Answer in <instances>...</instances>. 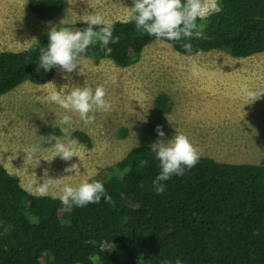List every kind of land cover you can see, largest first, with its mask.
<instances>
[{"label":"trees","instance_id":"1","mask_svg":"<svg viewBox=\"0 0 264 264\" xmlns=\"http://www.w3.org/2000/svg\"><path fill=\"white\" fill-rule=\"evenodd\" d=\"M28 6L38 19L50 21L61 15L63 0H29ZM217 6L219 11L197 20L206 39L164 40L186 56L217 50L244 59L264 53V0H217ZM112 24L120 40L108 45L111 54L106 56L97 43L85 56L127 68L157 40L138 32L134 22ZM64 27L76 31L87 24ZM48 42L44 34L28 49L0 53V96L25 82L45 85L55 77L58 66L37 71L40 49ZM184 43L192 45L190 53ZM155 108L168 114L172 101L160 94ZM155 129L149 125L142 138L150 141ZM73 138L91 145L83 132ZM150 146L133 147L89 181L103 183L113 203L102 198L70 213L58 198L26 191L0 160V264H175L177 259L182 264H264V165L201 156L183 176L161 181L164 191L157 193L153 181L161 169Z\"/></svg>","mask_w":264,"mask_h":264},{"label":"rangeland","instance_id":"2","mask_svg":"<svg viewBox=\"0 0 264 264\" xmlns=\"http://www.w3.org/2000/svg\"><path fill=\"white\" fill-rule=\"evenodd\" d=\"M28 3L0 0V53L28 49L51 27L83 22L84 14L99 13L112 23L128 21L134 6L133 0H63L61 15L42 21L29 10ZM208 3L217 6V0ZM85 82L93 89L97 85L105 87L112 110L96 112L91 125H84L69 113L72 124L63 126L68 129L67 135L73 138L74 133L83 132L91 145L79 143L78 156L65 161L54 157L52 149L54 137L65 138L61 126L54 125L65 110L51 102L49 95L55 90L67 94ZM240 83L264 90V53L244 59L217 50L186 56L160 39L144 49L138 63L127 68L85 56L71 73L60 69L45 85L25 82L0 96V160L33 195H38L36 180L42 184L45 179H61L60 187L90 181L133 147L152 145L158 139L167 142L176 132L185 134L203 157L264 165V95L251 103L239 92ZM160 94L172 101L168 114L156 111L155 101ZM149 125H160L165 137L150 135V141H145L142 133ZM123 129L126 136L122 135ZM32 147H39L38 163L27 159L26 152ZM72 163L79 166V172L64 171ZM52 191H59L55 181L48 195L52 196Z\"/></svg>","mask_w":264,"mask_h":264},{"label":"clouds","instance_id":"3","mask_svg":"<svg viewBox=\"0 0 264 264\" xmlns=\"http://www.w3.org/2000/svg\"><path fill=\"white\" fill-rule=\"evenodd\" d=\"M134 6L130 8L128 22H134L136 30L143 31L157 40L166 39L169 41H180L182 38L191 40L192 38H207L204 35V25L198 24L197 20H204L212 11H219L215 4L210 5L208 0H133ZM87 27L73 31L69 28L51 27L48 36L47 48L40 49L39 64L37 71L43 68L46 72L58 66L64 72L71 73L85 60L86 50L99 43L101 51L105 55H110L113 49L110 43H119L120 37L113 36V24L107 21L102 14L88 13L81 17ZM62 23V22H61ZM182 47L186 52L192 51L190 43H184ZM240 92L251 103L260 99L264 95V90L257 91L249 88L247 83H243ZM106 89L103 85H97L93 89L85 82L83 87H73L67 94L65 91H53L49 95V100L59 105L65 110V114L59 116L54 125H59L61 132L65 133V138L61 140L54 137L55 144L52 149L55 156H59L65 161H71L74 156H78L79 141L67 135L68 129L64 125L72 124V115H76L84 125L95 123V113H107L112 110V104L106 98ZM155 131L160 138L165 137V132L160 125ZM155 154L154 159L158 161L161 169L153 181L155 191L163 193L164 186L161 181L169 180L173 175L183 176L185 168H193L201 157L200 150L195 147L189 138L180 132L165 142L158 139L150 146ZM27 153V159L39 162V147H32ZM53 157V158H54ZM145 161H141L143 166ZM65 172H79L76 163L64 169ZM61 179H45L42 184L34 182L36 193L40 196L49 194L53 182H57L59 191H52V197L61 201L63 210L71 212L73 207H84L90 203L98 204L101 199L105 203H113V199L106 193L104 184L99 181L89 182L84 179L76 185L63 184L59 186ZM129 206L131 203L129 202ZM5 233L9 228L4 229ZM163 264H170L165 260ZM175 264H182L180 259Z\"/></svg>","mask_w":264,"mask_h":264},{"label":"bare ground","instance_id":"4","mask_svg":"<svg viewBox=\"0 0 264 264\" xmlns=\"http://www.w3.org/2000/svg\"><path fill=\"white\" fill-rule=\"evenodd\" d=\"M239 77H240V76H239ZM243 77L245 78V76H243ZM240 78H242V76H241ZM248 79H249V78H248ZM248 79H247V80H248ZM249 82H250V81H249ZM252 82H253V81H252ZM247 83H248V81H247ZM240 85H241V83H240ZM239 92H240V91H239ZM240 93H241V92H240Z\"/></svg>","mask_w":264,"mask_h":264}]
</instances>
